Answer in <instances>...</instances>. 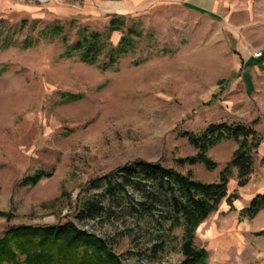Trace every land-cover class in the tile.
<instances>
[{
    "label": "rangeland",
    "instance_id": "rangeland-1",
    "mask_svg": "<svg viewBox=\"0 0 264 264\" xmlns=\"http://www.w3.org/2000/svg\"><path fill=\"white\" fill-rule=\"evenodd\" d=\"M114 14L123 16V30L138 35L131 34L132 51L109 70L61 58L57 38H39L44 25L58 21L71 43L77 27L101 31ZM120 36L110 34V44ZM3 37L0 237L11 226L73 222L107 240L121 264H178L174 243L158 247L166 224L161 229L157 215L128 216L129 199L118 195L103 199L110 210L100 218L78 221V199L102 191L87 186L91 179L136 159L215 182L236 144L222 141L208 149L217 163L213 171L178 166L176 158L195 153L178 133L238 123L260 139L251 174L238 189L232 170L227 195L238 197L231 206L219 204L197 227L194 242L207 252L206 264H264V212L238 217L264 186V67L257 65L262 59L246 60L247 51L252 57L264 50V0H0ZM24 38L37 42L23 49ZM67 95L77 99L65 102ZM37 171L50 176L20 184Z\"/></svg>",
    "mask_w": 264,
    "mask_h": 264
},
{
    "label": "trees",
    "instance_id": "trees-1",
    "mask_svg": "<svg viewBox=\"0 0 264 264\" xmlns=\"http://www.w3.org/2000/svg\"><path fill=\"white\" fill-rule=\"evenodd\" d=\"M124 25L123 16L114 14L101 31L77 27L71 43L58 21L44 25L38 34L42 40L57 38L60 41L61 58L75 57L81 64L105 71L116 64L118 57L133 49L131 34L138 33L130 27L123 30ZM113 32L121 33L115 46L109 42ZM0 40L1 47L7 45V37ZM36 42L24 38L20 47L29 48ZM101 56L105 57L104 62H99ZM67 96L65 102L77 99L74 95ZM178 136L186 138L195 153L176 158L175 164L201 165L206 171H213L217 167V163L207 155L208 149L222 141L231 140L236 144L230 158L218 171L217 181L202 183L193 180L189 171L181 174L157 162L132 160L87 183L92 189L102 187V191L91 199H78L74 213L76 220L98 219L110 210L103 205L104 198L112 202L118 195L126 196L129 199L128 216L141 218L144 215H157L161 229L166 224L162 231L164 239H161L158 247L174 243L180 256L178 264H206L207 252L195 245V231L222 201L231 206V202L238 197L237 193L227 195L226 185L232 170H235L238 188L247 184L260 139L249 125L238 123L209 124L198 133L182 131ZM49 176V172L37 171L24 177L20 184L33 186L41 178ZM128 188L139 193L140 197L133 199L127 192ZM261 209H264V187L239 211V220H250ZM177 229L180 233L172 235ZM0 264H121V261L107 240L78 228L73 222H65L8 227L0 237Z\"/></svg>",
    "mask_w": 264,
    "mask_h": 264
},
{
    "label": "crops",
    "instance_id": "crops-1",
    "mask_svg": "<svg viewBox=\"0 0 264 264\" xmlns=\"http://www.w3.org/2000/svg\"><path fill=\"white\" fill-rule=\"evenodd\" d=\"M113 33H115V32H113ZM111 34H112V33H111ZM238 54H239V53H238ZM248 55H249V56H248ZM249 58H251L253 61H257V60L262 59V62L259 63V64H257V65L264 67V50L261 52V56H260L259 58H257V59H254V58L250 57V54H249L248 51H247V52H246V60L249 61ZM240 62H241V61H240ZM227 186H230V188L232 189V187H233V183H232L231 179L228 180V183H227V185H226V193H227ZM263 187H264V186H263ZM263 187L261 188V191H260L259 193H257V194H260V193L262 192ZM238 189H242V188H238ZM249 200H250V199H248V200L246 201V205H247V203H248ZM262 210H264V209H262ZM262 210H260L256 215L263 214L262 212H264V211H262ZM233 240H234V239H231V240L228 242V244H234V243H233Z\"/></svg>",
    "mask_w": 264,
    "mask_h": 264
},
{
    "label": "built area",
    "instance_id": "built-area-1",
    "mask_svg": "<svg viewBox=\"0 0 264 264\" xmlns=\"http://www.w3.org/2000/svg\"><path fill=\"white\" fill-rule=\"evenodd\" d=\"M251 56H252V58H254V59L259 58V57L261 56V50H258V51H256V52H253V53L251 54Z\"/></svg>",
    "mask_w": 264,
    "mask_h": 264
}]
</instances>
